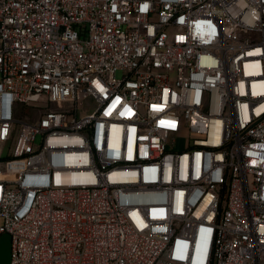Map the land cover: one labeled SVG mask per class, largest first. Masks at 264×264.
I'll list each match as a JSON object with an SVG mask.
<instances>
[{
	"label": "built area",
	"instance_id": "obj_1",
	"mask_svg": "<svg viewBox=\"0 0 264 264\" xmlns=\"http://www.w3.org/2000/svg\"><path fill=\"white\" fill-rule=\"evenodd\" d=\"M3 234L9 264H264V0H0Z\"/></svg>",
	"mask_w": 264,
	"mask_h": 264
},
{
	"label": "water",
	"instance_id": "obj_2",
	"mask_svg": "<svg viewBox=\"0 0 264 264\" xmlns=\"http://www.w3.org/2000/svg\"><path fill=\"white\" fill-rule=\"evenodd\" d=\"M10 238L7 234L0 236V264H9Z\"/></svg>",
	"mask_w": 264,
	"mask_h": 264
},
{
	"label": "rangeland",
	"instance_id": "obj_3",
	"mask_svg": "<svg viewBox=\"0 0 264 264\" xmlns=\"http://www.w3.org/2000/svg\"><path fill=\"white\" fill-rule=\"evenodd\" d=\"M121 76H122V73L120 72V71H117L116 73H115V78L116 79H120L121 78ZM88 103V101L86 102V104ZM84 105V104H83ZM88 105V104H87ZM86 106V105H85ZM89 107V108H88ZM87 108H88V110L89 111H91L92 110V108H93V106H88ZM183 146H184V144H183V142H178V144H177V148L178 149H183Z\"/></svg>",
	"mask_w": 264,
	"mask_h": 264
}]
</instances>
